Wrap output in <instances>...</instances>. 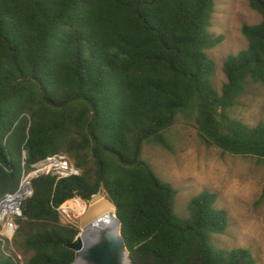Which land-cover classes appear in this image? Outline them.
Wrapping results in <instances>:
<instances>
[{
  "label": "trees",
  "instance_id": "16d2710c",
  "mask_svg": "<svg viewBox=\"0 0 264 264\" xmlns=\"http://www.w3.org/2000/svg\"><path fill=\"white\" fill-rule=\"evenodd\" d=\"M214 0H0V200L32 165L66 156L78 176L31 180L13 246L24 264H72L77 237L58 208L102 192L114 208L132 264H255L246 249L222 250L228 228L216 196L201 192L174 210L175 189L143 160L144 145L166 147L178 116L201 141L264 166V125L230 116L248 83L264 88V0L243 25L247 48L223 62L212 85L207 51ZM264 192V187H263ZM0 264H14L4 256Z\"/></svg>",
  "mask_w": 264,
  "mask_h": 264
},
{
  "label": "rangeland",
  "instance_id": "374dc122",
  "mask_svg": "<svg viewBox=\"0 0 264 264\" xmlns=\"http://www.w3.org/2000/svg\"><path fill=\"white\" fill-rule=\"evenodd\" d=\"M214 4L210 32L222 41L207 51V56L215 64L213 88L220 92L225 83L224 60L248 45L241 27L259 24L261 16L250 8L249 0H214ZM230 116L251 127L264 125V88L248 83ZM164 135L166 147L144 145L142 158L160 181L175 189V213L186 218L187 206L194 197L204 191L215 194V205L227 213L229 225L222 235L212 237V244L227 251L246 249L255 264H264V166L257 165L253 158L225 154L203 143L194 115L178 116ZM86 204V213L70 221L78 228L81 239L95 220L114 213L102 192ZM60 219L62 223L67 221Z\"/></svg>",
  "mask_w": 264,
  "mask_h": 264
},
{
  "label": "built area",
  "instance_id": "2783aa9c",
  "mask_svg": "<svg viewBox=\"0 0 264 264\" xmlns=\"http://www.w3.org/2000/svg\"><path fill=\"white\" fill-rule=\"evenodd\" d=\"M79 171L64 155H53L32 165V170L24 173L16 192L6 195L0 200V244L5 257L12 259L14 264L25 261L13 246V239L18 229L17 220L22 217L21 206L32 196L31 180L42 176H51L57 181L71 176H78ZM87 211L86 202L74 198L58 208L60 218L67 219L64 223H72Z\"/></svg>",
  "mask_w": 264,
  "mask_h": 264
},
{
  "label": "water",
  "instance_id": "95a60500",
  "mask_svg": "<svg viewBox=\"0 0 264 264\" xmlns=\"http://www.w3.org/2000/svg\"><path fill=\"white\" fill-rule=\"evenodd\" d=\"M101 219L95 220L89 228L96 226ZM116 220L119 224L118 233L97 231L86 241H83L79 234L73 242L66 243L65 247L75 253V261L72 264H132L120 233V222L117 217Z\"/></svg>",
  "mask_w": 264,
  "mask_h": 264
},
{
  "label": "bare ground",
  "instance_id": "6f19581e",
  "mask_svg": "<svg viewBox=\"0 0 264 264\" xmlns=\"http://www.w3.org/2000/svg\"><path fill=\"white\" fill-rule=\"evenodd\" d=\"M97 231L114 234L119 232V224L113 212H109L107 215L102 217L101 221L96 226L86 228L83 231L86 236L82 240L86 241L87 239L91 238Z\"/></svg>",
  "mask_w": 264,
  "mask_h": 264
},
{
  "label": "flooded vegetation",
  "instance_id": "af4514ba",
  "mask_svg": "<svg viewBox=\"0 0 264 264\" xmlns=\"http://www.w3.org/2000/svg\"><path fill=\"white\" fill-rule=\"evenodd\" d=\"M86 236V234H84V236L82 237V239Z\"/></svg>",
  "mask_w": 264,
  "mask_h": 264
}]
</instances>
